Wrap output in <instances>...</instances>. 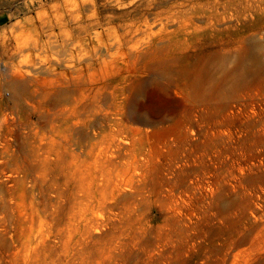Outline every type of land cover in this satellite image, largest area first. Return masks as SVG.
<instances>
[{
  "label": "rangeland",
  "instance_id": "374dc122",
  "mask_svg": "<svg viewBox=\"0 0 264 264\" xmlns=\"http://www.w3.org/2000/svg\"><path fill=\"white\" fill-rule=\"evenodd\" d=\"M0 264H264V0H0Z\"/></svg>",
  "mask_w": 264,
  "mask_h": 264
},
{
  "label": "bare ground",
  "instance_id": "6f19581e",
  "mask_svg": "<svg viewBox=\"0 0 264 264\" xmlns=\"http://www.w3.org/2000/svg\"><path fill=\"white\" fill-rule=\"evenodd\" d=\"M98 53H101V50H96L94 56H96ZM87 54L88 52H86V55H80V60H79L80 62L78 63L79 65H70L68 67H65V73L64 74L61 73V91L57 90L56 92L58 95L62 96L63 94H65L63 93L64 89H68L69 91L71 89L73 90L77 89L81 93V98H83L86 92H88V94L89 93L94 94L93 96L97 99V97L98 98L101 97V95H103L108 90V84L106 81L102 83H97L91 79L90 72L94 70L95 65L93 63H89V64L86 63L83 57L87 56ZM18 76L19 78H25L26 74L18 72ZM21 87L26 89L27 84L23 83ZM147 123L151 124L153 122L148 121Z\"/></svg>",
  "mask_w": 264,
  "mask_h": 264
}]
</instances>
